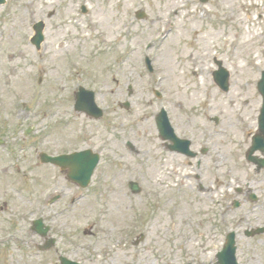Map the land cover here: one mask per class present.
<instances>
[{
  "label": "rangeland",
  "instance_id": "rangeland-1",
  "mask_svg": "<svg viewBox=\"0 0 264 264\" xmlns=\"http://www.w3.org/2000/svg\"><path fill=\"white\" fill-rule=\"evenodd\" d=\"M105 9L112 39L95 23ZM39 20L46 24L40 52L30 42ZM216 60L230 71L227 92L213 79ZM199 66L207 68L205 88ZM262 70L264 0L0 5V137L7 141L0 146V264H60L64 255L82 264H218L231 230L238 262L264 264V232L244 233L264 226V168L245 155L258 127ZM78 84L96 92L99 120L74 110ZM161 107L194 149L211 147L200 165L165 146L155 123ZM85 148L101 154L86 189L39 160L42 151ZM129 180L141 193H131ZM56 193L62 199L49 205ZM40 217L55 247L40 249L45 240L31 228Z\"/></svg>",
  "mask_w": 264,
  "mask_h": 264
},
{
  "label": "water",
  "instance_id": "water-1",
  "mask_svg": "<svg viewBox=\"0 0 264 264\" xmlns=\"http://www.w3.org/2000/svg\"><path fill=\"white\" fill-rule=\"evenodd\" d=\"M6 0H0V4H4ZM138 17L142 18L144 17V12L140 11L138 13ZM44 23L39 22L34 26V29L36 31V35L33 37L32 42L37 45V47H40V44L44 40ZM219 65V70L216 71V81L220 88L224 91H228L230 87V73L222 67V62H217ZM259 89L263 92L264 95V73L263 78L259 83ZM78 100L76 104L77 110L86 111L88 114L95 116L96 118H99L102 116L103 112L100 108L97 107L95 103V96L92 91H86L85 89H82V92L80 95L78 94ZM260 133L254 136L253 139V146L250 150V154H252L255 150L263 149L264 150V107L262 109V113L260 116ZM158 128L160 130L161 135L164 138H169V134H172V128L170 126L169 119L167 118L166 114L162 112L160 116L157 119ZM173 138V136H172ZM0 143H3V141L0 139ZM183 143V142H182ZM181 144V143H180ZM185 147L182 145V150L187 148V143H183ZM255 158H253L254 160ZM41 161L44 163H52L55 165L60 166L63 170L69 169L68 176L73 181L79 183L81 186L86 187L89 182L91 175L99 162V155L94 154L91 150H84L80 152H75L71 155H60V156H49L46 153L41 154ZM131 188L135 191H139V186L136 183L130 184ZM53 198L52 200H54ZM40 225V232L42 234H46V232L49 230L47 229L42 230L41 229V220L38 221ZM41 223V224H40ZM262 230V229H260ZM235 235L234 233L229 234L228 236V242L225 246V249L223 252L219 253V260L220 264H237L236 258H235ZM62 264H78L76 262H73L69 259H66L64 257H61Z\"/></svg>",
  "mask_w": 264,
  "mask_h": 264
},
{
  "label": "bare ground",
  "instance_id": "bare-ground-1",
  "mask_svg": "<svg viewBox=\"0 0 264 264\" xmlns=\"http://www.w3.org/2000/svg\"><path fill=\"white\" fill-rule=\"evenodd\" d=\"M109 12L110 11L108 9H105L104 10V14L102 15V18H100L99 20L95 21V23L104 24L106 26L107 30H108V32L106 34L109 36L110 39H112V37L114 35V32L110 30L113 26H111V18H110ZM67 15L71 16L70 11H67L66 12V16ZM106 34H105V37H107ZM121 38H122V36L119 37V39H121ZM232 41L235 42L236 40H232ZM207 50H208L207 49V39H205L204 51H207ZM204 67L199 66V68L197 69V71H195V74L197 72H200V75L203 76V78H202V81L203 82L201 83L203 88H205L206 85L208 84L207 80L205 79L206 72H207V68L206 67L204 68ZM173 69L175 70V66H173ZM209 97H212V95L209 94Z\"/></svg>",
  "mask_w": 264,
  "mask_h": 264
}]
</instances>
